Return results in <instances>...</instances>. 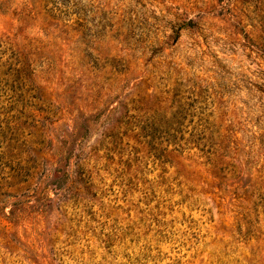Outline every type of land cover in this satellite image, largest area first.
Listing matches in <instances>:
<instances>
[{
    "label": "rangeland",
    "instance_id": "374dc122",
    "mask_svg": "<svg viewBox=\"0 0 264 264\" xmlns=\"http://www.w3.org/2000/svg\"><path fill=\"white\" fill-rule=\"evenodd\" d=\"M0 264H264V0H0Z\"/></svg>",
    "mask_w": 264,
    "mask_h": 264
}]
</instances>
